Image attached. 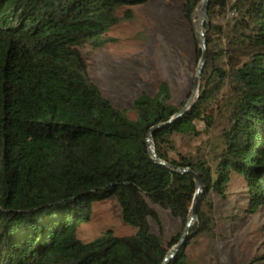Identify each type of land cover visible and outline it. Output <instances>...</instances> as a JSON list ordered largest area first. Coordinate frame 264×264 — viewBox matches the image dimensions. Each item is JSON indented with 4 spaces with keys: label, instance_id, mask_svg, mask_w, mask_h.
<instances>
[{
    "label": "trees",
    "instance_id": "16d2710c",
    "mask_svg": "<svg viewBox=\"0 0 264 264\" xmlns=\"http://www.w3.org/2000/svg\"><path fill=\"white\" fill-rule=\"evenodd\" d=\"M144 1L0 0V264H162L182 233L165 239L156 207L184 228L193 173L206 193L221 197L236 174L244 179L248 210L264 204V0H208L194 102L172 118L180 109L162 81L154 95L132 100V118L90 82L79 47L102 45V35ZM200 1L184 0L188 21ZM216 106L228 120L216 161L171 157L168 138L196 122L213 124ZM150 131L157 157L189 171L154 160ZM110 197L136 230L82 240L78 225L89 220L93 202ZM204 197L198 195L196 221L167 264H192L186 246L211 232Z\"/></svg>",
    "mask_w": 264,
    "mask_h": 264
},
{
    "label": "rangeland",
    "instance_id": "374dc122",
    "mask_svg": "<svg viewBox=\"0 0 264 264\" xmlns=\"http://www.w3.org/2000/svg\"><path fill=\"white\" fill-rule=\"evenodd\" d=\"M183 2L146 0L132 5L133 16L105 32L102 45L95 47L84 43L79 47L90 82L115 107L126 108L132 118L135 116L131 110L132 100L141 93L154 95L162 81L168 83L170 102L179 109L186 104L193 90L202 54L197 36L202 0L190 21L184 16ZM127 7H120L117 14L122 15ZM198 91L199 87L192 100ZM212 119L211 125L206 121L196 122L194 130L168 138L166 150L169 155L174 158L181 155L193 161L204 159L213 164L223 147L221 139L228 124L227 110L214 107ZM202 194L206 200L203 208L212 228L211 232L197 235L186 246L190 262L264 264V258H260L264 255V204L254 212L248 210L244 179L231 174L222 197L213 191L206 193L204 187ZM156 211L165 239L183 232L182 222L167 209L157 206ZM147 221L150 231L159 234L157 221L151 217ZM78 226V236L88 242L107 232L124 235L136 230L122 221L121 207L114 197L93 202L89 220ZM254 257L259 259L253 261Z\"/></svg>",
    "mask_w": 264,
    "mask_h": 264
},
{
    "label": "water",
    "instance_id": "95a60500",
    "mask_svg": "<svg viewBox=\"0 0 264 264\" xmlns=\"http://www.w3.org/2000/svg\"><path fill=\"white\" fill-rule=\"evenodd\" d=\"M208 5H209V2L208 0H202V5H201V9L199 11V14H198V24H199V29L198 30V33H197V36H198V39L199 41L201 42V49H202V54H201V58H200V63H199V67L197 69V72H196V76L194 78V86H193V90L189 96V98L187 99L186 101V104L176 113L172 116L173 117H178L180 116L187 108L190 107V105L194 102V100H192L193 96L195 95L198 87H199V78H200V73L202 71V68L205 64V58H206V42H205V38H204V34H205V25L208 20ZM194 16V14H193ZM192 16V18H193ZM197 97V96H196ZM192 100V101H191ZM152 131V130H151ZM151 131L148 133L147 135V138H146V142H148V148H149V151H150V154L152 155V157L154 158V160L156 162H159L161 165L164 164V165H167L169 167H173L179 171H189L188 168H180V167H175V166H172L169 162L165 161V160H161L157 157V154H156V150H155V147L153 145V142H151ZM193 177H194V180H196V191H195V194H194V197H193V203L191 205V208L189 210V214H188V217H187V222L185 224V227H184V230L181 234V237H180V241L174 245V247H172L165 255L164 257V262L162 264H167V261L168 259L173 256L175 254L176 251H178L181 246L184 245L185 243V238L187 237L188 235V232L191 228V226L193 225V222L195 221L194 219L196 218V206H197V197L198 195L201 193V189L203 187V182L199 179V177L193 173Z\"/></svg>",
    "mask_w": 264,
    "mask_h": 264
}]
</instances>
